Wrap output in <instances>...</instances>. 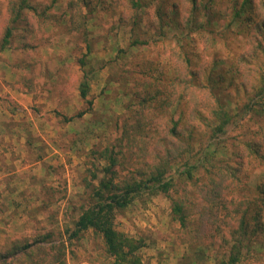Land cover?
I'll list each match as a JSON object with an SVG mask.
<instances>
[{"label": "rangeland", "instance_id": "obj_1", "mask_svg": "<svg viewBox=\"0 0 264 264\" xmlns=\"http://www.w3.org/2000/svg\"><path fill=\"white\" fill-rule=\"evenodd\" d=\"M10 1L0 0V37ZM28 1L32 8L10 24L9 44L42 56L40 64L55 70L54 83L31 84V90L43 93L50 87L47 98L60 97L47 118L57 129L59 150L49 152L46 160L54 164L47 165L50 173L39 180V190L1 197L0 250L14 240L47 236L45 249L20 264H57L44 250L62 241L66 264H105L102 243L92 230L70 244L66 239L93 202V188L110 164V152L114 177L122 181L149 175L161 158L172 163L171 149L187 158L182 150L188 143L194 150L209 144L216 150L210 161L216 178L231 166L240 168L224 175V195L235 202L256 196V186L264 180V158L248 155L243 141L262 138L264 110L230 124L224 134L211 137V129L217 102H229L235 111L238 103L254 97L264 72V0H251L241 18L236 14L241 0H197L195 9L189 0H77L80 13L74 19L71 0ZM39 17L46 23L40 25ZM60 61L68 63L65 70L57 67ZM78 66L87 73L91 104L79 94L83 75ZM63 71L67 78L62 92ZM40 111L38 103L32 105V114ZM45 146L37 147L40 159ZM196 175L200 184L207 181L203 191L177 179L169 194L144 195L116 211L115 228L143 241L141 264H217L228 257L240 215L234 211L226 222L203 216L211 187L204 168ZM171 197L184 206V226L172 213ZM251 214L247 212L245 221L253 242L258 235L251 234ZM260 220L264 222V213ZM253 246L242 249L236 264H264V247Z\"/></svg>", "mask_w": 264, "mask_h": 264}, {"label": "trees", "instance_id": "obj_2", "mask_svg": "<svg viewBox=\"0 0 264 264\" xmlns=\"http://www.w3.org/2000/svg\"><path fill=\"white\" fill-rule=\"evenodd\" d=\"M192 9L196 8L197 0H189ZM9 15L6 18L5 33L2 35L1 47L10 43V38L13 34V29L10 24L20 20V13L25 9H31V5L28 0H11L8 3ZM69 5L73 7L70 14L74 19L80 13L79 3L77 0H71ZM251 5V0H241L239 9H237V16L243 17L246 13V9ZM249 6V7H248ZM247 11L246 20L251 17ZM39 24L46 23L44 17H39ZM47 18V16H46ZM244 21V19H240ZM8 23V25H7ZM78 26H80V21ZM133 42H131V45ZM88 48V45H86ZM79 64L82 65L83 61L79 58ZM259 83L254 86V97H249L244 103L237 104L236 110L233 111L229 102L222 101L218 104L217 108L213 111L214 126L211 129V137L224 134L227 127L230 124L240 123L241 120L249 113L255 115L261 114L264 110V72L261 74ZM79 94L85 103L91 104L88 100L89 82L87 73H84L79 85ZM245 85H243V90ZM154 97V94H152ZM88 110L90 108H87ZM86 110L80 111L76 116H81ZM70 117L69 119H71ZM68 119V118H67ZM68 119V120H69ZM172 132H176L175 127L172 128ZM189 138L193 139V131L188 134ZM261 137L264 139V132ZM250 140L243 141L245 150L248 155L262 156L264 158V140ZM211 149V150H210ZM187 150V151H186ZM174 161L170 163L167 159L161 158L159 163L154 166L153 171L149 175H145L141 178L131 177L128 180L117 181L112 172V166L115 164V158L112 152L108 154L110 164H107L102 168L103 176L98 180L97 185L93 188V202L87 206L78 216L74 222V227L67 237V242L70 244L71 239L79 238L84 232L92 230L97 236L103 247L102 261L105 264H141V258L138 254L139 249L143 246V241L138 238L126 235L121 231H118L114 226V215L118 210H124L131 205L135 199L145 196H153L158 193L169 194L171 190L177 184V179H181L183 182H189L196 190L203 191L204 184L207 181L200 184L201 178L196 175L197 172L204 168L206 172V178L208 180L207 193L211 194L210 205L203 207V216H211L215 219L225 221L232 216V212L237 211L236 214L240 215L238 220V226L233 233V240L230 244V253L226 259L220 260L217 264H236L242 254V249L245 247H264V231L260 237V230L264 228V222L260 220L263 215L264 207V180L259 182L256 186V196L250 199L248 196H244L242 200L235 202L231 197H226L224 186L227 187L225 176L235 174V171H239L240 168L231 166L229 170L223 175L219 174L216 178L213 172V165L210 162L212 156L216 153L215 148L205 145L200 149L194 150L190 148V144L182 150L188 152V157L185 158V154L174 148L171 149ZM105 152V151H104ZM180 159V162H178ZM178 163V164H177ZM241 163H239V166ZM182 167V168H180ZM170 171V173H169ZM224 183V186H223ZM205 191V193H206ZM171 199L172 213L180 223L184 226L186 223L187 214L184 212V206L181 201L175 198ZM249 211L253 224L251 227V234L258 235L257 239L251 242L250 237L246 234L248 232L246 225V214ZM226 222V221H225ZM69 232V230H67ZM260 232V233H259ZM246 237V238H245ZM47 236L37 237L32 242L28 240H14L9 246L0 250V264H20L25 260H30L32 256L41 252L45 246L42 242L47 240ZM244 238V239H243ZM244 240L247 242L244 243ZM49 251L44 250L45 255L51 259V263L66 264V244L62 241L59 244H50ZM255 248V249H259Z\"/></svg>", "mask_w": 264, "mask_h": 264}, {"label": "crops", "instance_id": "obj_3", "mask_svg": "<svg viewBox=\"0 0 264 264\" xmlns=\"http://www.w3.org/2000/svg\"><path fill=\"white\" fill-rule=\"evenodd\" d=\"M1 39L2 37H0V202L1 197L25 191L26 194L36 192L41 187L39 180L50 173L47 165L54 164V160L46 158L51 149L55 153L59 147L55 140L57 129L47 118L53 115L60 99L59 96L53 95L47 98L52 91L50 87L43 93L31 90L32 85L37 83L46 85L54 83L57 80L54 68L41 65L42 56L35 58L27 48L15 49L10 44L1 47ZM66 64L68 63L60 61L57 67L65 70ZM80 68L78 66L77 71L83 75ZM66 78L67 73L63 71L60 86L62 92L66 89L64 85ZM64 99L61 95V100ZM35 103L41 106V111L32 114L31 108ZM36 138L40 140L36 141ZM42 143H46L45 156L40 159L37 147Z\"/></svg>", "mask_w": 264, "mask_h": 264}]
</instances>
